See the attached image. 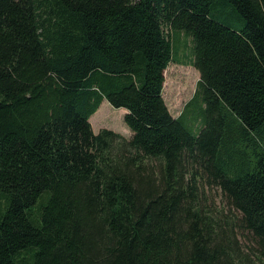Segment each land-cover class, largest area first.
Returning <instances> with one entry per match:
<instances>
[{"label": "trees", "instance_id": "16d2710c", "mask_svg": "<svg viewBox=\"0 0 264 264\" xmlns=\"http://www.w3.org/2000/svg\"><path fill=\"white\" fill-rule=\"evenodd\" d=\"M0 264H264V0H0Z\"/></svg>", "mask_w": 264, "mask_h": 264}, {"label": "rangeland", "instance_id": "374dc122", "mask_svg": "<svg viewBox=\"0 0 264 264\" xmlns=\"http://www.w3.org/2000/svg\"><path fill=\"white\" fill-rule=\"evenodd\" d=\"M171 37L173 40L175 39L173 33ZM178 45L173 60L165 70L163 90L166 104L174 117L179 116L186 104L195 96L200 81V72L193 64L194 54L191 38L181 33ZM192 108L194 109L195 106H192ZM196 108L198 109V106ZM124 109V107H115L105 98L98 110L91 115L92 118L90 117V122L92 123L91 120H94L96 123V125H92L94 132L98 133L100 129L108 128L130 138L132 131L124 120L125 113H127ZM187 124L193 134L196 135L202 122L201 119H197ZM208 193V201L211 204L216 207L223 205L224 198L219 188L213 186L210 190L208 189ZM243 244H245V241H243ZM247 244H252V241L248 240ZM245 252L251 254V250L247 245L245 246Z\"/></svg>", "mask_w": 264, "mask_h": 264}, {"label": "crops", "instance_id": "0c3cea01", "mask_svg": "<svg viewBox=\"0 0 264 264\" xmlns=\"http://www.w3.org/2000/svg\"><path fill=\"white\" fill-rule=\"evenodd\" d=\"M124 111H126L127 112V110L126 109H124ZM91 118H92V116H91ZM92 121V125H96V123L94 122V120H91Z\"/></svg>", "mask_w": 264, "mask_h": 264}]
</instances>
